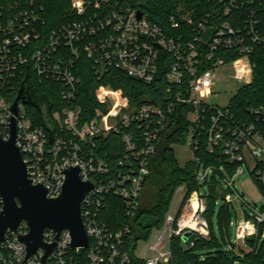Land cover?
Returning <instances> with one entry per match:
<instances>
[{
    "label": "built area",
    "instance_id": "built-area-1",
    "mask_svg": "<svg viewBox=\"0 0 264 264\" xmlns=\"http://www.w3.org/2000/svg\"><path fill=\"white\" fill-rule=\"evenodd\" d=\"M42 9L32 0H0V136L3 140L10 138L13 119L14 144L27 177L32 184L42 185L48 198L59 196L65 171L71 167H78L80 179L92 184L80 203L88 246L73 247L66 228L60 232L45 228L42 242L54 246L43 264H74L81 250H87L90 264H131V256L144 264H173V242L187 249L195 239L209 238L205 200L197 190L186 198L185 185H179L173 193L163 231L150 247L152 257L139 258L130 246L126 247V236L131 231L128 225L112 230L100 219L108 196L119 197L128 216L138 210L142 185L149 173V157L158 138L167 132V115L179 103L186 106L185 143L191 152L189 160L197 165L195 181L202 183L216 171L200 161L202 144L207 154L218 153L234 165L232 174L223 173L221 178L223 201L232 206L236 219L235 244L227 240L226 246L238 257L251 252L253 246L248 239L264 237L263 229L260 231L261 226L264 228V195L256 208L233 184L247 170L250 179L255 183L253 173L264 189V105L249 110L250 120H241L228 108L234 95L224 108L211 104L209 98L214 93L219 66L234 69L233 79L243 86L251 83L250 57L258 47H264V0H215L213 10L197 19L180 7L168 15L167 27L150 20L140 9L122 6L115 0H70L69 15L73 17L45 35L41 31L45 24ZM82 55L90 62L97 80L118 70L150 84L164 70L168 85L159 104L150 99L133 105L120 90L103 86L96 92L102 106L83 118L81 106L76 103L80 79L74 74ZM27 74L30 80L61 84L59 93L66 105L49 114L42 105L45 120L37 121L26 109L30 104L18 101L14 114L11 105ZM46 127L54 129L51 138ZM111 132L119 135L123 145L117 164L127 165L126 171L116 175L95 151L98 140ZM245 149L254 160L252 169L245 161ZM179 192L181 199L172 212L173 197ZM2 206L0 196V213ZM232 225L229 221V228ZM28 231L25 221L15 230H6L0 243L2 264H42L43 247L25 258L20 237ZM167 244L169 249L163 251Z\"/></svg>",
    "mask_w": 264,
    "mask_h": 264
},
{
    "label": "trees",
    "instance_id": "trees-1",
    "mask_svg": "<svg viewBox=\"0 0 264 264\" xmlns=\"http://www.w3.org/2000/svg\"><path fill=\"white\" fill-rule=\"evenodd\" d=\"M16 1L26 3L29 0ZM115 1L122 6L140 9L147 14L150 20L155 21L163 27L168 26V15L180 7L188 10L192 14V17L197 19L207 11H212L215 5V0ZM32 2L43 6L41 10V14L45 20V24L41 27L43 35L48 30L58 27L64 21L73 17L69 15L70 0H32ZM225 18L227 17H222L221 19ZM250 59L253 64L252 81L241 87L228 104L231 113L241 120H250L252 116L249 110L264 105V47H258ZM164 73V70H162L150 84L134 80L118 70H113L102 79L97 80L90 68V62L82 55L74 69V74L80 79L76 103L81 106L82 117L91 116L96 107L102 106L96 97V92L103 86H110L115 90H120L122 95L128 98L129 102L133 105L143 104L150 99L159 104L168 85ZM33 79L30 80L32 87L40 94L45 95L51 103V111L60 109L66 105V102L61 98L59 93L62 87L61 84L52 81L37 82L35 78ZM26 109L36 117L37 121L42 120L40 111L34 109L32 105H26ZM186 114V106L179 103L174 106L172 113L167 115L168 129L166 133L158 138L155 151L149 157V173L142 185L138 210L133 215L128 216L124 211L122 200L116 196H108L106 207L100 215V219L112 230L128 225L131 231L126 236V247L130 246L133 252L137 240L145 238L152 227L160 228L162 226L164 215L169 208L175 189L179 185H185L187 188L186 198L192 191L197 190L205 200L204 217L208 223L209 238L195 239L194 245L187 249L180 247L177 241L173 242L172 263L264 264V239L262 238L248 239V242L253 246V250L245 253L242 257L235 256L229 250L222 249L229 238V221L231 220V215L235 216V212L231 205L223 201L222 194L224 187L221 178L224 172L231 175L234 165L227 163L224 157L218 153L207 154L204 144L201 145L198 152L200 161L205 166H214L216 171L212 172L202 183L195 181L197 165L192 160H188L183 166L179 165L172 147L173 145L185 143L187 132ZM46 130L50 133L49 129L46 128ZM122 147L119 135L111 132L106 138H100L95 148V151L110 164L115 175L119 171L127 170L125 163L122 166L117 164L122 158ZM133 168L136 169V164L133 165ZM251 175L260 193L264 195L263 187L258 183L254 174L252 173ZM201 189H204L203 192H201ZM217 198L221 201L217 214L219 236L215 234L212 221V214ZM262 229L263 226L260 227V231ZM86 253L87 250H81L76 255L74 264H90ZM131 257V264H144L142 260L134 259L133 256ZM0 264H2L1 261Z\"/></svg>",
    "mask_w": 264,
    "mask_h": 264
},
{
    "label": "water",
    "instance_id": "water-1",
    "mask_svg": "<svg viewBox=\"0 0 264 264\" xmlns=\"http://www.w3.org/2000/svg\"><path fill=\"white\" fill-rule=\"evenodd\" d=\"M138 17L141 12H138ZM30 104L40 111L43 120V108L50 113L51 103L45 95L37 92L31 84L27 74L22 81L17 96L11 105V111L17 113V103ZM50 130V138L54 129ZM14 120L12 119V133L8 140L0 136V196L3 201L0 213V243L4 241L7 229L15 230L21 221L29 227L26 235L20 237L25 245L28 258L39 247L45 249L42 258L44 263L50 254L54 243L45 245L42 233L45 228L60 232L66 228L71 234V245L88 246V239L80 218V203L85 193L92 188L90 182H84L79 177V168L71 167L65 171V180L61 193L56 198H48L42 185L32 184L27 177L26 167L21 153L14 144Z\"/></svg>",
    "mask_w": 264,
    "mask_h": 264
},
{
    "label": "rangeland",
    "instance_id": "rangeland-1",
    "mask_svg": "<svg viewBox=\"0 0 264 264\" xmlns=\"http://www.w3.org/2000/svg\"><path fill=\"white\" fill-rule=\"evenodd\" d=\"M188 11V10H187ZM216 74L217 79L215 81V84L213 86L214 93L209 98V102L211 104L218 105L220 107H226L229 99L235 95L239 89L243 86L242 82H238L235 79H233L234 75V69H232L230 66H219L216 68ZM115 100V99H113ZM174 155L179 163V165H184L190 158H191V152L186 143L182 145H173ZM244 158L247 164L249 165V169H252L254 166V160L250 154V152L245 149L244 152ZM223 171V170H222ZM225 175H227L224 172ZM233 186L238 190L242 191L244 194L245 200L251 204L252 206H255L256 208H259L262 202V195L256 186V184L250 179L248 171L245 170V174L236 177ZM204 189H201V192H203ZM182 192L177 193L176 196L173 197V201L171 203V210L172 212L175 211V209L178 206V203L181 199ZM216 205L214 208V212L212 214V221L214 225V231L216 236H219L218 230H217V214L221 205V201L219 198L215 201ZM233 222V225L228 229L229 233V242L230 244H235V238H236V219L234 215H231L230 218ZM163 228L162 227H152L149 234L145 238H141L137 240L136 246L134 248V255L139 258H149L154 255V252L150 250V247L155 244L157 241L159 235L162 233ZM264 231V228H263ZM264 239V237L262 238ZM223 245V244H222ZM169 249V244L164 245L162 250L167 251ZM224 250H228L226 244L222 247ZM203 257V256H201Z\"/></svg>",
    "mask_w": 264,
    "mask_h": 264
},
{
    "label": "bare ground",
    "instance_id": "bare-ground-1",
    "mask_svg": "<svg viewBox=\"0 0 264 264\" xmlns=\"http://www.w3.org/2000/svg\"><path fill=\"white\" fill-rule=\"evenodd\" d=\"M193 206H194V207L196 206V203H195V202H193Z\"/></svg>",
    "mask_w": 264,
    "mask_h": 264
}]
</instances>
